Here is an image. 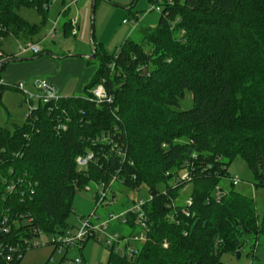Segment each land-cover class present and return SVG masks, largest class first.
Listing matches in <instances>:
<instances>
[{"label":"trees","instance_id":"1","mask_svg":"<svg viewBox=\"0 0 264 264\" xmlns=\"http://www.w3.org/2000/svg\"><path fill=\"white\" fill-rule=\"evenodd\" d=\"M158 1L149 0L162 8L142 41L107 54L92 36L98 66L84 96L37 102L13 131L0 127V264H20L41 233L70 229L76 189L113 176L152 197L142 208L146 227L128 213L133 234L122 251L106 246L107 264H217L221 252L237 250L242 231L264 235L252 199L219 185L236 156L264 185V0ZM48 3L0 0V51L9 35L38 42ZM21 7L35 9L40 23ZM64 27L71 32L70 20ZM98 84L112 103L90 99ZM185 91L192 105L181 110ZM88 153L79 169L76 158ZM187 183L191 203L177 205Z\"/></svg>","mask_w":264,"mask_h":264},{"label":"rangeland","instance_id":"2","mask_svg":"<svg viewBox=\"0 0 264 264\" xmlns=\"http://www.w3.org/2000/svg\"><path fill=\"white\" fill-rule=\"evenodd\" d=\"M61 1L62 0H56L49 6V11L47 12L48 20L56 19L58 12L62 10ZM64 1L68 2L70 0ZM160 3H163V0H159L158 4ZM79 4L80 2H78L77 5L72 6L70 11L71 18L76 21L77 19H80L81 27L78 35H70L61 38L57 37L55 40H44L45 42L42 44L44 48H49L53 53H56V56H59L58 58H62V54L67 55L69 53L82 55L83 64L77 73L71 75L72 79L70 82L82 79L83 76H88L90 71H93L90 75L91 77L98 66L95 58L90 57L93 49L90 39L92 2L91 0L87 1L86 6H81L80 11L77 12L76 7H80ZM130 4H133L131 8H129ZM150 6L151 3L149 0H98L93 11V41L102 42L103 49L107 54L114 53V51L123 44L126 39H132L136 42L142 41L148 29L154 28L157 25L160 16V11L157 10L147 12ZM130 11L132 13L145 15L143 18L139 19V22L135 21V23H131L130 20H128L127 23L123 22L122 20L124 18L128 17L127 19H129L132 16ZM127 12H130V14L128 15ZM19 13L24 19L32 23H40L41 21L38 12L31 7H21ZM65 14L58 20L57 30L60 32L62 26L68 20V15ZM48 25L49 22L40 25L38 37H43V35L46 34L49 28ZM2 49L6 52L17 54L18 41L12 36H8L3 40ZM56 60L59 61L58 59ZM67 64V62L63 64V72L67 71ZM88 70L89 73H86ZM3 76L4 74L1 73L0 82H3ZM33 78L35 77H32L28 81H23L24 88L28 92L35 91L33 83L35 79L39 78ZM83 88L82 85L81 91L75 93V96H84L85 92ZM191 105V94L188 91H185V96L184 99L180 101L179 109L185 110L190 108ZM27 111L28 105L25 101V95L23 92L12 87H0V127L13 131L15 125L23 124ZM227 175L229 176L220 180L219 185L222 186L225 191L234 190L252 199V203L255 207V214L258 218H261L264 214V185L256 184L253 174L249 170L246 162L240 156H236L230 161L227 168ZM233 175H238L240 179L238 184L234 186L230 184V176ZM158 188L161 189L162 185H159ZM112 190L115 192L114 197H112ZM95 191L96 185L94 183H90L84 188L76 189L72 200V212L67 220L70 230L73 232L80 227L81 218H86L89 215H91V217L96 215L99 219L93 218L92 222L98 223L106 220L110 213H118L120 210L130 207L133 202L137 201L139 198L146 199L149 196V192L145 186H142L139 190H131L119 182H115L107 199L96 207L93 198ZM190 192L191 184L187 183L183 188L179 189L175 203L177 205L184 204L188 199ZM109 225L110 227H107L105 235L100 234L97 231L94 238H90L87 240L88 242L86 241L87 243H83H86L84 253L87 250L88 252H93L94 250L91 248L96 247V245L99 246L101 251H105V260L99 264H107V239L114 235L120 238L123 232L125 234L132 233L119 221H113L109 223ZM53 237L54 234L41 233L36 238V242L39 245L34 246L33 241L26 249L20 264H71V260L76 258L77 250L69 246L67 249H70L66 253V248L60 253L56 252L53 244L50 243ZM99 237L100 240L98 239ZM237 238L239 243L237 250L221 252L217 257V264H264V235L257 237L253 232L242 231V233L238 234ZM120 247V251H122V243L120 244ZM92 256H94L93 253ZM95 262L97 263V261Z\"/></svg>","mask_w":264,"mask_h":264},{"label":"built area","instance_id":"3","mask_svg":"<svg viewBox=\"0 0 264 264\" xmlns=\"http://www.w3.org/2000/svg\"><path fill=\"white\" fill-rule=\"evenodd\" d=\"M56 0H49L48 4H45L43 8L48 9L51 4H53ZM78 0H70L68 2L64 1L62 10L59 11L57 17L55 20L51 21L50 27L48 29L47 34L44 36L43 40H50L57 38L59 35L57 30L58 20L61 15H63L72 5H75ZM171 1V0H167ZM161 6L157 5H151L148 9V11L157 10L161 12ZM131 23H135L136 20L131 19ZM123 22H126L124 20ZM70 25L72 26V33H76L75 26H76V20L73 18H70ZM1 29V27H0ZM40 52V42H25V43H19L18 44V55H25V54H37ZM34 92H28L24 89L22 83H18L16 87L20 89L24 95H25V101L28 105V111L35 109V103H49L53 100H58L61 95L58 94L55 87L47 80V79H35L34 83ZM90 99L96 104L100 105L102 103H112L113 96L109 94L104 86L102 84H98L95 87H93L90 90ZM25 114L27 116L28 114ZM64 128V127H63ZM102 141H106L108 138V135H102L101 137ZM121 156L123 154L119 150L118 152ZM93 155L91 153H88L86 155H81L76 158V163L79 167V169H83L86 167L89 160H91ZM181 179H189V173L184 172L181 176ZM117 182L116 176H113L111 180L106 184L105 182L96 183V191L94 193V199L96 203V207L100 205L102 202H104L109 193L111 192V189L113 187V184ZM230 182L233 185H236L239 182V176L233 175L230 176ZM216 190H219L216 188ZM151 195L148 196V198H139L137 201H134L133 204L118 212V213H110L106 220H103L98 223H93L92 219H99L96 215H89L86 218L80 219V227L73 232L70 229L65 230L62 233L55 234L54 237L51 239L50 243L53 244L54 249L56 252H61L64 248H67L69 246H77L80 247L84 241H86L88 238L95 237L96 232L98 231L100 234L105 235V231L109 225V223L113 221H119L121 224H126L127 218L126 215L128 213H133L136 215V222L139 224L140 228L146 227V218L144 216V212L142 210L143 205L146 201L151 199ZM186 203L189 205L191 203L190 198L186 200ZM100 240V237L98 238ZM143 239V235L140 234L138 236H134L131 238V241H141ZM124 242L126 244L128 242L127 239H122L114 235L113 237H110L107 239V245L111 246L113 245L116 249V251L120 250V244ZM34 246H38L36 240L33 242ZM124 249V248H123ZM0 252H1V246H0ZM134 252L133 248H126L125 254L132 255ZM9 259V257H7ZM52 259V258H51ZM71 264H85L80 257H76L75 259L71 260Z\"/></svg>","mask_w":264,"mask_h":264},{"label":"crops","instance_id":"4","mask_svg":"<svg viewBox=\"0 0 264 264\" xmlns=\"http://www.w3.org/2000/svg\"><path fill=\"white\" fill-rule=\"evenodd\" d=\"M87 1H90V0H78L75 5H77L78 2H80V4H79L80 7H76V11L77 12L80 11L81 6L82 7L86 6V2ZM63 2H64V0L61 1L62 6H63ZM91 2H92V6H91V10H92V8L95 6V0H91ZM72 6H74V5H72ZM72 6L65 12L66 14L64 13L65 15H68V17H67L68 20H70V18H71V16H70L71 12L70 11H71ZM132 6H133V4H130L129 8H131ZM130 12H127V14L129 15ZM147 12H148V10H147ZM149 12H151V11H149ZM63 15H61V16H63ZM85 15H86V12H85ZM131 15H132L130 17L131 19L132 18H136L137 21L139 22V19L143 18V16L145 14H141L140 15L138 13H132ZM78 18H79V16H78ZM127 18L128 17L124 18L122 21L126 20L125 23H127L128 20H131L130 18L129 19H127ZM40 20H41V16H40ZM91 20L93 22L92 11H91ZM51 21H53V20H48V13H47L46 23L49 22V25H48L49 27H50ZM30 23H32V22H30ZM82 25H83V22H82ZM80 27H81L80 19H77V21H76V26H75L76 33H72V26H71V32L68 29L65 32V27L63 25L61 32L58 30L59 35L57 37L61 38V37H66V36H70V35L76 36V35H78ZM47 32H46V34H47ZM90 32H91L90 33V39H92L93 28H92L91 23H90ZM45 35H43V37H38V39H39L38 42H40V51H43V55H41L39 57H33V54L18 55V53L17 54H12V53L6 52L5 50L2 49L3 40L6 37L2 38L0 55L2 54L3 56H2V59L0 58V61H3L5 59H10V58H15V59L17 58V59H21V60L11 61L9 63L3 64V68L0 67V81H1V73L4 74V76L2 77L3 82H0V85H6L8 87H12L13 86L12 88L22 92L20 89H18L16 87V85L18 83H22L23 84V81H28L32 77L40 78V79L43 78V79H47L55 87V89L57 90L59 95H61L63 97L75 96L76 95L75 93H79L81 91L82 85H83V87H85V85L88 84V82L93 77L95 72L90 77V75L92 74L93 71L92 72L90 71V73H89V70H88V72H86V73H89L88 76H83L82 79H77V81H75V82H70L71 79H72L71 75L72 74L74 75L75 73H77L79 71L81 65L83 64L82 55L69 53L67 55L62 54L63 55L62 58H58L59 56H56L57 55L56 53H53V51H51L49 48H46V47L44 48L42 46V44L45 42L43 40ZM9 36H12V35H9ZM12 37L15 38V40L18 41V44L26 42L24 40L17 39L14 36H12ZM55 39L56 38L50 39V40H55ZM46 40H48V39H46ZM95 43H99L102 46V42H95ZM102 48H103V46H102ZM71 58H73V59H71ZM56 59H58L59 61H57ZM64 60H66V61H64ZM65 62L68 63L66 65V67H67L66 70L67 71L63 72V64ZM35 78H33V79H35ZM23 87H24V84H23ZM114 196H115V194L112 195V197H114ZM122 210H124V209H122ZM122 210H120V211H122ZM108 226L110 227V225H108ZM131 234H133V233H131ZM128 237H129V234H125L123 232L121 234L120 238L126 239ZM86 243L82 244L80 247L70 246L71 248H74V249L77 250L76 257H80L85 264H93V263H96L95 261H97L96 264H99L100 262H103L105 260V257H106L105 256V251H101L99 246L96 245V247L91 248L92 250H94L93 252H88V250H87L84 253V249H85ZM130 245H131V243H130ZM122 246H123V248L125 247L124 242H122ZM131 246H135V244H132ZM69 249L70 248H68V249L66 248L65 249V253L68 252ZM92 253L94 254V256H92ZM107 258H108V255H107Z\"/></svg>","mask_w":264,"mask_h":264},{"label":"water","instance_id":"5","mask_svg":"<svg viewBox=\"0 0 264 264\" xmlns=\"http://www.w3.org/2000/svg\"><path fill=\"white\" fill-rule=\"evenodd\" d=\"M94 6V5H93ZM93 10H94V7L92 8V14H93ZM91 25H92V20H91ZM95 49L93 48L92 50V55L90 56L91 58H95ZM14 60H21V59H15V58H10V59H5L3 61L0 62V67L3 65V64H6V63H9L11 61H14ZM154 193V192H153Z\"/></svg>","mask_w":264,"mask_h":264}]
</instances>
